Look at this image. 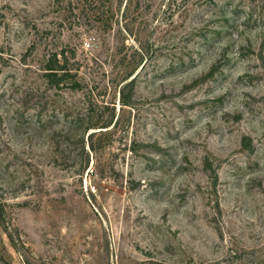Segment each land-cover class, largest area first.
<instances>
[{
  "label": "rangeland",
  "instance_id": "1",
  "mask_svg": "<svg viewBox=\"0 0 264 264\" xmlns=\"http://www.w3.org/2000/svg\"><path fill=\"white\" fill-rule=\"evenodd\" d=\"M0 264H264V0H0Z\"/></svg>",
  "mask_w": 264,
  "mask_h": 264
},
{
  "label": "trees",
  "instance_id": "2",
  "mask_svg": "<svg viewBox=\"0 0 264 264\" xmlns=\"http://www.w3.org/2000/svg\"><path fill=\"white\" fill-rule=\"evenodd\" d=\"M62 55L64 62L59 59ZM68 58L66 52L62 51L61 54H54L47 64V78L52 86L57 88L70 87L72 90H81L82 84L75 79V75L67 68ZM124 105L130 103L129 98L124 95Z\"/></svg>",
  "mask_w": 264,
  "mask_h": 264
}]
</instances>
